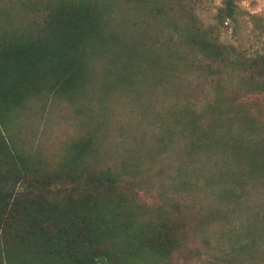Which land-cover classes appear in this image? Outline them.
I'll return each instance as SVG.
<instances>
[{"label":"rangeland","instance_id":"obj_1","mask_svg":"<svg viewBox=\"0 0 264 264\" xmlns=\"http://www.w3.org/2000/svg\"><path fill=\"white\" fill-rule=\"evenodd\" d=\"M233 1L241 14L219 26L220 40L250 55L264 51V31L250 16L264 18V0ZM108 5L109 27L129 44L139 41L145 56L139 65V58L131 61L132 82L119 84L112 73L122 64L105 45L89 58L91 71L74 99L45 92L27 99L14 129L34 171L25 191H47L50 184L53 191L61 187L73 193L76 184L57 185L50 170L61 164L72 141L91 137V165L123 171L124 192L134 193L146 212L171 207L173 222L186 232L182 249L157 264H264V155L259 148L264 94L240 90L235 75L231 82L221 81L226 84L219 89L221 100L212 106L207 104L217 94L216 75L188 69L180 74L178 88L166 83L148 55L154 37L177 39L176 31L166 21L155 22L154 9L136 0H108ZM224 5L225 0H211L195 11L205 25H216L217 7ZM176 8L185 15L183 5ZM13 19L19 24L29 18ZM119 40L116 49L122 46ZM242 118L256 122L255 128H245ZM238 142L258 161L247 185L230 176L245 172L232 162ZM255 168L262 171L260 178Z\"/></svg>","mask_w":264,"mask_h":264},{"label":"trees","instance_id":"obj_2","mask_svg":"<svg viewBox=\"0 0 264 264\" xmlns=\"http://www.w3.org/2000/svg\"><path fill=\"white\" fill-rule=\"evenodd\" d=\"M136 1L154 9L155 22L166 21L177 33V39L154 37V48L149 50L150 61L160 71L157 75L166 83L178 88L180 74L188 69L216 75L217 94L207 104L212 106L221 100L219 89L226 86L221 81L229 82L235 75L240 90L247 87L264 94V51L250 55L220 40L219 26L241 14L233 0L217 7L216 25H205L195 11L197 4L211 0ZM177 3L183 5L185 15L178 12ZM108 8V0H19L13 6L0 5L4 20L0 25V264H157L185 245L186 232L173 222L171 207L144 211L134 193L122 190L123 171L91 165V137L72 141L61 164L49 174L57 185L76 184L73 193L83 197L75 198L61 187L53 191L50 184L47 191H25L34 171L14 129L16 114L27 99L44 92L74 99L91 71L89 58L105 45L122 64L112 73L119 84L132 82L131 61L139 58V65L145 56L139 41L129 44L109 27ZM14 15L29 19L17 24ZM250 16L263 32L264 18ZM118 39H122L120 49H116ZM242 123L245 128L256 126L250 118H242ZM240 145L234 144L232 162L245 172L229 175L247 185L249 170L258 161ZM259 148L264 155V138ZM255 172L260 178L262 171L255 168Z\"/></svg>","mask_w":264,"mask_h":264}]
</instances>
